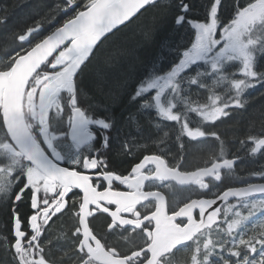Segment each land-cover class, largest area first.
Wrapping results in <instances>:
<instances>
[{
  "label": "snow or ice",
  "instance_id": "snow-or-ice-1",
  "mask_svg": "<svg viewBox=\"0 0 264 264\" xmlns=\"http://www.w3.org/2000/svg\"><path fill=\"white\" fill-rule=\"evenodd\" d=\"M159 2L62 0L48 9L51 16L0 37V203L10 208L13 237L0 242V264H264V182L222 192L212 183L222 180V170L231 176L239 159L228 158L213 130L217 121L245 108L248 89L264 86V0H232L226 18L223 0H208L203 20L189 16L187 0H175L174 24L193 30L189 43L177 46L171 67L154 68L131 96L157 120L174 122L178 141L219 142L204 166L184 170L183 155L173 164L161 148L123 175L100 155L111 146L115 123L81 106V73L110 35ZM60 11L67 18L42 34L44 21ZM0 12L6 24L7 9ZM192 86L207 91V102L193 99ZM189 113L209 127L191 126ZM156 127L163 145L170 133ZM239 144L252 156L264 151V124ZM252 175L264 180V171ZM174 184L189 195L169 201L164 190L172 192ZM26 190L33 210L27 231L17 210ZM69 212L72 226L55 240L46 237L53 218Z\"/></svg>",
  "mask_w": 264,
  "mask_h": 264
},
{
  "label": "rangeland",
  "instance_id": "rangeland-1",
  "mask_svg": "<svg viewBox=\"0 0 264 264\" xmlns=\"http://www.w3.org/2000/svg\"><path fill=\"white\" fill-rule=\"evenodd\" d=\"M190 1L191 5H193V8L195 9H200L204 7L203 4L205 5L208 3V0ZM223 2L225 6L224 8L231 7L232 5V0H223ZM174 4L175 0H160L157 7H149L147 11L142 12L141 15L130 23L127 28H122V30L116 32L114 36H110L109 39L104 41L98 55L94 61H92L91 66H89L87 70L91 73V82H93V85L97 88L98 86L104 87V95H111L114 93L113 90L118 87L125 93L127 89L126 87L136 79L135 83H133L131 93L132 96L136 88L152 74L154 68L157 70L167 71L174 61H176L177 46L183 47L185 45L177 41L171 43L169 39L173 33H187L188 29L187 26L177 28L174 24V15L176 12ZM49 6L54 8V3L52 4L50 0H21L7 12V23L0 24V37H2L5 33L15 30V25L19 22V20L26 21L32 19L31 21H33L34 19L40 18L44 15V12H47V8ZM61 12L63 11H60V13ZM230 12L231 8L227 13V16L223 14V17H228ZM37 13H39V15H37ZM54 19L51 21L45 20L44 27L50 25ZM178 41H181V39H178ZM146 49L151 52L149 53V56L145 55ZM153 53L154 56L150 57ZM0 55H3L2 48H0ZM141 55L144 56L140 57ZM262 68H264V64H262ZM255 89L263 88L261 85L257 84L254 88L247 90L245 94L246 97L250 91ZM197 93H199V95H197ZM131 96L129 100L127 99V102L129 103H131ZM192 96L193 99L202 98L201 102H207L208 93L204 89H197L196 86H192ZM114 97L115 96L108 97V99H110V103H116ZM246 106L243 109H231L230 119H232V121L239 119L240 117L236 114L238 112L245 111ZM132 108L135 109L134 107ZM180 110H182V107ZM140 112H142V110ZM149 118L150 120L148 118L145 120L148 121L146 122L147 126H150V128L154 130V133L157 131V123L161 126L162 124H169L167 121H162L161 123L157 120L155 114L150 115ZM189 118L195 125H205L194 113H189ZM142 120L145 122L144 119ZM126 122L124 124L125 127L133 128L135 125L131 118L127 119ZM134 132L135 130L133 129V133ZM145 145H150V143H146ZM154 145L159 146L158 143ZM193 151L194 150H190L188 155H193ZM253 158L258 159L257 161L260 162V165L258 166L259 170L264 168V154L262 156L256 154L251 159ZM252 164L254 163H251V168L248 169L249 171L245 168L242 173L246 174V172H249L253 174V172H260L258 170L254 171ZM3 227L5 226L0 224V231ZM1 239L2 238L0 237V241H2ZM4 256L5 250L0 248V261L4 260Z\"/></svg>",
  "mask_w": 264,
  "mask_h": 264
},
{
  "label": "trees",
  "instance_id": "trees-1",
  "mask_svg": "<svg viewBox=\"0 0 264 264\" xmlns=\"http://www.w3.org/2000/svg\"><path fill=\"white\" fill-rule=\"evenodd\" d=\"M20 1L21 0H0V9L6 8L8 12L10 9H12V7L15 4H17ZM50 2H52V4L54 3V6H55L56 4L61 3L62 0H53V1L50 0ZM187 2H190V5H191L190 0H187ZM191 6L193 7V5ZM49 8L50 6L47 8V12H44L43 13L44 15H42L41 17L52 15V13H49L48 11ZM2 14L3 13L0 12V15ZM69 14L74 15V12H70ZM65 18L67 17L64 12H61V13L55 12V19L50 25L44 27L42 34H47L51 30H53V27L58 26V24L62 23L63 19ZM31 20H26V21L19 20V22L15 25V29H23V27L26 24H31L33 22ZM122 28L125 29V27H122ZM178 39H181V41H178ZM169 41L171 43L177 41V42H181L184 45H186L189 41V33L188 32L187 33L183 32L182 34L173 33ZM102 46L103 44L100 46L99 50L97 51L96 56L98 55ZM149 53H151L150 50L146 49L145 55L149 56L150 55ZM96 56L92 58L91 62L87 65V67L84 68L83 72L81 73L80 87H81L82 94L80 98V104L81 105L86 104L90 109H93V111L96 113L100 112L99 110H101L106 116L111 117L114 123L116 124L115 125L116 130L119 131V136H120L119 138L120 140L118 143L119 146H121V142L125 140H131L133 138L134 147L139 146L135 148L136 152L134 154H138L140 152L137 150L138 148L143 147L146 143H150V146H153V144H155L156 140L160 136L159 134L155 135V133L153 132L154 130H152L150 126H147V123H146L148 122L147 120L144 119L145 122H143L142 120L143 118L139 115V112L136 110V104L132 102L131 103L127 102V99L128 100L130 99L132 88H133V83H135L136 79L135 81L133 80L131 84L126 87L127 89L125 93L122 91V89L118 87L113 90L114 93H112L111 95H108V96L104 95L103 94L104 87L98 86L97 88L95 85H93V82H91V79H92L91 73L87 71L89 66H91L92 64V61H94V59L96 58ZM143 56L144 55H141L140 57H143ZM153 56H154V53L150 57H153ZM262 64H264V61L261 62V66ZM262 88L263 89L252 90L247 94V97H246L247 106H246L245 111L238 112L236 114L237 116L240 117L239 119H237L236 121L234 120L232 121V119H230L228 120L229 122L228 125H225L223 128L221 127L222 136H223L222 138L224 142L227 143L231 148L230 150L231 157H234V156L239 157V159L237 160L238 163L234 167L235 175L232 176L230 187L237 186L238 184H246L247 182H264V180H259L257 177L253 176L249 172H246V174L242 173L243 170H245V168L247 170L251 168L250 166L251 163H254L252 164L254 171L258 170L261 172V171H264V168L259 170L258 166L260 165V162L257 161L258 159H254V158H253L254 160L251 159L254 156L249 155L247 149H241V146L239 144V141L241 139L246 138V136L250 132L253 134H258L262 130V124H264V86H262ZM110 96H115L114 98L116 100V103L109 102L110 99H108V97ZM132 107H134L135 109H133ZM130 118L132 122L135 123L133 128L124 126L126 120ZM133 129L135 130V132L133 133V137H132L129 135H132L131 133L133 132ZM153 136L157 138L154 137V140H152ZM197 147L198 146H193L189 149H186V151L184 150V152H186V155L187 153L190 152V150H194L192 153L194 156L191 155L189 158L191 162L200 161L199 158H201L202 153L200 152V149H198ZM117 152H118L117 156L119 157L120 163L123 164L125 162H128V158L126 157V154L122 151V148H118ZM261 153L263 155L264 151H262ZM261 153H259L260 156H262ZM6 219H7V214L5 213V211H0V224L3 225ZM65 247H68V246H65ZM56 252L59 253L57 250Z\"/></svg>",
  "mask_w": 264,
  "mask_h": 264
},
{
  "label": "flooded vegetation",
  "instance_id": "flooded-vegetation-1",
  "mask_svg": "<svg viewBox=\"0 0 264 264\" xmlns=\"http://www.w3.org/2000/svg\"><path fill=\"white\" fill-rule=\"evenodd\" d=\"M188 3H190V2H188ZM203 6H205V5H203ZM230 8L231 7L224 8L222 10V15L224 14L227 16V13L229 12ZM205 14H206L205 7H202L200 9H195L192 7V11L189 13V16L193 19H196V20H203L205 18ZM185 26H187V25H185ZM187 29L189 31V32L188 31L187 32L189 33V40H190L193 30H191L188 26H187ZM188 43H189V41H188ZM198 99L200 101L202 100V98H198ZM130 102L136 104V110L139 112V115L143 119L148 118L150 120V118H149L150 115H153L154 113H152L148 110L141 109L138 102H133L132 100H130ZM81 106L84 107L88 111V114L93 116V117H108V118L112 119L111 117L106 116L101 110H99L100 112L96 113L93 111V109H90L86 104H83ZM141 110H142V112H140ZM64 119H65V121L67 120V112L65 113ZM228 120H230V117L223 118L222 122L217 121L216 126L213 129V130L217 131L221 137H223L221 129L225 125L229 124ZM160 122L162 123V121H160ZM168 123L169 124H162V126H161L162 128H166L170 133L169 138L167 139L166 143L163 145H159V146L154 145V144H153V146L144 145L143 147H140L137 149L138 151H140L138 154H134L136 152L135 148H137L139 146L134 147L133 138L131 140H125V141L121 142V146H119V144H118L119 140H120L119 139L120 138L119 131L116 130V128H114L112 130V133H111V146L108 149L101 148L100 149V155H101V157H103L106 160L108 168L110 170H112L118 174L127 175L131 171V168L136 163H139L144 155L159 153L161 148L164 149V151L161 154L165 155L166 158L169 160V162L173 163V164L179 162L181 159V155H183L182 167L184 170H195L197 167L204 166V161L208 159L209 154L213 151V149L216 148L218 150V143L219 142H217L216 140H214L211 137L207 138L202 143L190 141V140H188L187 137H182L181 141L185 145V151H186V149H189L193 146H198L197 148L200 149V152L202 153L201 158H199L200 161H196V162L192 161L191 162V160L189 159L190 156L188 155L189 153H187V155H186V152L181 153V149H180L181 141H178L176 138L178 129H176L174 122H171V123L168 122ZM191 126H197V125L192 123ZM203 126L209 127V125H206V124ZM61 128L66 130V123L62 124ZM94 130L97 131V133H99L98 129H94ZM156 130L157 131L155 132V135L159 134V136H161L162 131L160 129H156ZM131 134L132 135H129V134L128 135L133 137V132ZM154 137L155 136H153L152 140H154ZM155 138H157V137H155ZM149 140H151V139H149ZM157 140H156L155 144L157 143ZM125 143H127L129 145L128 149H125L123 147V145ZM118 148H122V151L126 154V157L128 158V162H125L123 164L120 163L119 157L117 156V154H118L117 149ZM230 150H231L230 146L227 143H225V152H226L228 158L231 159L233 157H231V151ZM85 154H88V153H85ZM237 163L238 162H236V164ZM236 164L234 165V167L236 166ZM63 166L72 167L71 165H63ZM80 170L81 171H87V170H84L83 168H81ZM222 171L225 172V175L223 176L222 180L220 182L212 181V183L214 185L213 191L222 192L225 189L230 187V182H231L232 176L235 175V170L233 171L231 176L227 175L226 170H222ZM88 174H92L93 178L95 179L94 173L92 171H88ZM244 185H246V184H238L237 186H244ZM237 186H234V187H237ZM115 187L117 189L123 188V186L119 185L118 183L115 184ZM14 191H18V188L15 189ZM164 191L166 192V194L169 198V201H171L174 196L178 197L180 199H184L185 197H187L189 195V192L187 189L182 188L181 186L175 185V184L173 185V191L172 192H168L167 190H164ZM30 195H31L30 191L26 190V192L24 194L23 201L18 202V209H17L18 212L20 213L22 220H23L22 227L26 231L28 230L27 217L33 213V210L30 207ZM193 198H195V197H193ZM0 211H5V213L7 214V219H6L5 223L3 224L5 227H3V229L0 231V237L2 238L1 240L3 241V237H8L9 240H12L13 237L11 235L12 221L10 218V208L6 207L3 203H0ZM53 220L55 221V223L50 222L51 227L45 235H46V237L52 238L54 240L60 232L67 231L72 226V224L74 222L70 212L65 214L64 216H62L59 219H56L54 217ZM100 224H101V221H99V220L93 221V226L96 228L97 231L101 230ZM2 241H0V242H2ZM59 243L62 247L69 246L63 240L59 241ZM52 251H53L54 256L61 255L60 252L59 253L56 252L55 248H53Z\"/></svg>",
  "mask_w": 264,
  "mask_h": 264
},
{
  "label": "water",
  "instance_id": "water-1",
  "mask_svg": "<svg viewBox=\"0 0 264 264\" xmlns=\"http://www.w3.org/2000/svg\"><path fill=\"white\" fill-rule=\"evenodd\" d=\"M142 11H143V10H141V12H142ZM138 15H139V14H138ZM122 27H123V26H122ZM122 27H121V28H122ZM244 186H246V185H244ZM237 187H243V186H237ZM230 201H234V198H230ZM221 203H222V202H219V201H218L217 206H220Z\"/></svg>",
  "mask_w": 264,
  "mask_h": 264
}]
</instances>
